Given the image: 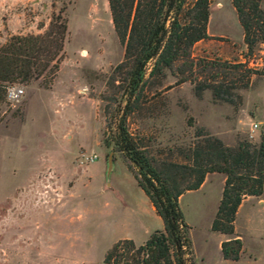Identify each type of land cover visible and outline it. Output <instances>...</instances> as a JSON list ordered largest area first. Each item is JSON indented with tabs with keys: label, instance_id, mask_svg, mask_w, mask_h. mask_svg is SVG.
Segmentation results:
<instances>
[{
	"label": "rangeland",
	"instance_id": "374dc122",
	"mask_svg": "<svg viewBox=\"0 0 264 264\" xmlns=\"http://www.w3.org/2000/svg\"><path fill=\"white\" fill-rule=\"evenodd\" d=\"M61 8L68 36L57 75L48 88L41 79L15 84L23 93L9 99L0 120V264H106V251L119 239L139 245L162 229L133 176L136 167L114 144L122 115L156 161L184 163L198 127L229 146L259 143L264 129V42L248 53L230 0H211V38L197 42L192 56L255 71L247 86L238 80L232 89L236 105L215 100L210 89L197 96L190 81L173 85L168 69L161 84L152 81L128 103L126 74L115 69L123 46L108 0H0V44L10 34L42 32L40 25ZM197 72L200 81L236 79L228 70ZM93 154L97 159L86 158ZM221 177L210 176L202 191L179 200L195 262L264 264V191L243 200L235 233L227 236L241 238L240 258L222 257L220 233L211 230Z\"/></svg>",
	"mask_w": 264,
	"mask_h": 264
},
{
	"label": "trees",
	"instance_id": "16d2710c",
	"mask_svg": "<svg viewBox=\"0 0 264 264\" xmlns=\"http://www.w3.org/2000/svg\"><path fill=\"white\" fill-rule=\"evenodd\" d=\"M230 1L251 54L264 42V0ZM210 4L211 0H108L113 28L123 46V59L115 69L126 74L123 82L128 103L138 99L143 87L152 81L161 84L168 69L175 76L173 85L190 81L195 84L197 96L210 89L215 100L237 104L232 89L238 87V80L247 86L255 71L240 62L223 63L192 56L197 42L211 38ZM40 28L42 32L36 34H10L0 44V120L9 108V86L41 79V86L48 88L57 75L68 36L64 9L52 11L48 24H41ZM199 67L215 68L217 73L228 70L236 79L233 85L218 79L200 81ZM196 136L198 139L185 154L184 163L156 161L126 128L125 114L118 119L114 144L136 167L133 176L163 227L139 245L130 238L119 239L106 251V264H196L190 226L179 198L184 192L199 188L208 173H222L225 177L211 222L215 232L234 234L236 214L243 200L262 195L264 129L259 143L241 140L236 146L226 145L204 127H198ZM105 143L109 145L108 141ZM128 168L132 170L131 165ZM242 251L238 236L221 242L224 259L238 260Z\"/></svg>",
	"mask_w": 264,
	"mask_h": 264
},
{
	"label": "crops",
	"instance_id": "0c3cea01",
	"mask_svg": "<svg viewBox=\"0 0 264 264\" xmlns=\"http://www.w3.org/2000/svg\"><path fill=\"white\" fill-rule=\"evenodd\" d=\"M218 5H220V4H218ZM209 22V21H208ZM208 34H209V28H208ZM217 174H221L222 175V177H221V193H220V198H221V194H222V189H223V185H224V175L222 174V173H217V172H212V173H208L207 175H206V177H205V179H204V181L202 182V184L200 185V187L199 188H197V189H194V190H188V191H186V192H184L183 194H181V196H180V198H179V200H181L184 196H185V194H187V193H189V194H194V193H196V192H199V191H202L204 188H205V186L207 185V183L210 181V176H212V175H217ZM42 182H43V180H42ZM263 194V193H262ZM250 198H252L251 196H248L247 197V199L246 200H249ZM220 201V200H219ZM260 201V200H259ZM219 204V203H218ZM153 207V206H152ZM218 207V206H217ZM154 209V208H153ZM214 218V217H213ZM213 220V219H212ZM212 222V221H211ZM219 233V232H218ZM229 237H227V235H225V234H222V233H220V237H219V244H220V249H221V242L223 241V240H226V239H228Z\"/></svg>",
	"mask_w": 264,
	"mask_h": 264
},
{
	"label": "built area",
	"instance_id": "2783aa9c",
	"mask_svg": "<svg viewBox=\"0 0 264 264\" xmlns=\"http://www.w3.org/2000/svg\"><path fill=\"white\" fill-rule=\"evenodd\" d=\"M22 93H23V89L18 85H11L7 89V96L8 99L10 100L17 99ZM254 126L256 127L257 125L254 124ZM86 158L90 161H93L94 159H97V155L93 154L90 157L88 156Z\"/></svg>",
	"mask_w": 264,
	"mask_h": 264
},
{
	"label": "bare ground",
	"instance_id": "6f19581e",
	"mask_svg": "<svg viewBox=\"0 0 264 264\" xmlns=\"http://www.w3.org/2000/svg\"><path fill=\"white\" fill-rule=\"evenodd\" d=\"M86 53V51H84V54Z\"/></svg>",
	"mask_w": 264,
	"mask_h": 264
}]
</instances>
